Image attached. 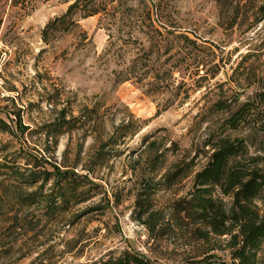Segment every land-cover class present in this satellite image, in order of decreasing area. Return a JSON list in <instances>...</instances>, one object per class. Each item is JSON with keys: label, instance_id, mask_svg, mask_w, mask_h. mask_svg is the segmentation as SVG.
Instances as JSON below:
<instances>
[{"label": "rangeland", "instance_id": "obj_1", "mask_svg": "<svg viewBox=\"0 0 264 264\" xmlns=\"http://www.w3.org/2000/svg\"><path fill=\"white\" fill-rule=\"evenodd\" d=\"M73 1L0 0V121L9 127L0 130V161L35 156L40 169L85 176L88 190L53 218L6 194L0 202V264H76L123 249L153 264H175L184 248L170 257L168 245L163 253L166 243L152 241L133 215L143 139L177 142L170 162L190 158L215 125L209 108L215 100L253 98L264 110L258 95L264 92V21L225 30L215 0H100V13L76 17L77 25L45 43L42 28ZM179 34L196 46L181 48ZM197 60L204 64L198 70ZM61 115L81 120L62 134H46ZM130 119H137L139 131L111 144L116 127ZM232 135L245 137L250 153L264 152V132L246 127ZM204 162L200 153L194 170ZM192 174L158 193L157 207L184 195ZM54 180L43 183L44 191ZM256 204L264 215V197ZM16 213L21 221L11 230ZM215 252L231 260L230 250Z\"/></svg>", "mask_w": 264, "mask_h": 264}, {"label": "trees", "instance_id": "obj_2", "mask_svg": "<svg viewBox=\"0 0 264 264\" xmlns=\"http://www.w3.org/2000/svg\"><path fill=\"white\" fill-rule=\"evenodd\" d=\"M215 1L219 25L225 30L232 31L242 23H246V28H251L264 21V0ZM103 9L100 0H74L62 14L44 25L42 40L48 43L50 37L77 25L76 17L86 18ZM177 41L184 49L196 46V41L187 34H179ZM199 66L204 67L202 60H197L196 70ZM204 73L199 78L206 77V69ZM165 87L164 84L160 85L162 90ZM258 95L264 101V92ZM179 102L183 103L184 100ZM209 108L216 113L215 125L208 130L201 140V147L190 158L179 157L170 162L169 157L179 152L177 142L171 141L167 146L154 139H143L145 147L142 151L146 156L134 200V218L144 225L149 238L157 245L166 243L163 253L168 245L173 246L168 251L170 257L178 247L184 248L175 264H264V215L256 204L264 197V152L255 155L250 153L246 138L232 135L246 127L263 133L264 110L253 98L240 101L237 97L231 100L219 98ZM80 120L81 115L71 119L61 115L48 125L46 134H62L74 128L75 122ZM140 128L137 119L121 122L110 136V143L115 144L121 138L137 133ZM0 130H9L2 120ZM200 153H203L205 162L194 170ZM102 155V152L97 154L98 157ZM38 160L35 156H15L4 157L0 161V202L6 194H12L21 205L37 207L42 217L53 218L67 206L84 198L83 194L88 190L83 188L81 179L85 176L68 169H40ZM191 172V185L187 192L170 200L165 207H157L158 193L174 189ZM49 179L55 180L46 192L43 183ZM38 181L41 184L37 185ZM11 221L8 228L12 230L19 225L21 218L16 213ZM219 241L222 248H219ZM218 249L230 250L231 260L216 254L215 250ZM76 264L153 262L143 254L123 249Z\"/></svg>", "mask_w": 264, "mask_h": 264}]
</instances>
